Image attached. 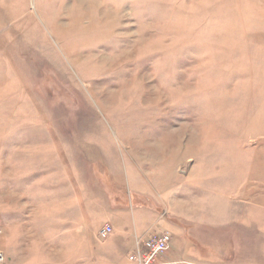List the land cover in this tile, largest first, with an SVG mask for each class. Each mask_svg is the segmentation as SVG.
Masks as SVG:
<instances>
[{
  "label": "rangeland",
  "instance_id": "obj_1",
  "mask_svg": "<svg viewBox=\"0 0 264 264\" xmlns=\"http://www.w3.org/2000/svg\"><path fill=\"white\" fill-rule=\"evenodd\" d=\"M160 231L167 264H264V0H0V264Z\"/></svg>",
  "mask_w": 264,
  "mask_h": 264
},
{
  "label": "built area",
  "instance_id": "obj_2",
  "mask_svg": "<svg viewBox=\"0 0 264 264\" xmlns=\"http://www.w3.org/2000/svg\"><path fill=\"white\" fill-rule=\"evenodd\" d=\"M113 234V226L106 223L99 230L101 238H107ZM173 236L169 232L151 235L147 238H138L136 249L129 256V260L135 264H167L159 262L160 256L166 253L172 245Z\"/></svg>",
  "mask_w": 264,
  "mask_h": 264
},
{
  "label": "crops",
  "instance_id": "obj_3",
  "mask_svg": "<svg viewBox=\"0 0 264 264\" xmlns=\"http://www.w3.org/2000/svg\"><path fill=\"white\" fill-rule=\"evenodd\" d=\"M191 189H194L192 192L190 191ZM199 190V186H189V188H188V186H187V188H186V190H183V191H180V192H178V193H181V194H186L187 192H191L189 195H188V197H184V198H180V197H176V198H174L172 201H175V202H172V204H175V205H178L176 208H177V211H178V213L177 214H180V213H182V214H186V215H184L185 217H189L190 216V218L192 217V218H194V217H196L197 216V214H196V206H197V204H196V202H199V196H201V195H199L198 193H197V191ZM209 191H211V190H209ZM195 195H194V194ZM207 199V198H206ZM171 203V202H170ZM183 207L185 208L183 211H182V209H183ZM206 212H208V213H210V214H212V216H213V213H211V212H209V211H206ZM154 217L153 216H149L147 219L148 220H150V225H153L154 226V228L152 227L151 229H156L157 228V225H158V220H156V219H153ZM213 219H217L215 216H213ZM157 224V225H156ZM142 226H139V228H141ZM165 227L167 228V225H165ZM170 229H173L172 227H170ZM141 232H143V230H137V229H135V231H134V233L133 234H138V233H141ZM160 232H162V231H160ZM159 232V233H160ZM140 238H144V237H140ZM178 239H179V236L177 237H174V252H179L181 249H180V246H179V244H180V241H178ZM136 238H135V240L133 241V244H134V247L136 246ZM135 251V250H134ZM133 251V252H134ZM129 252H131V251H129L128 250V253L125 255V260L127 259H129V256L133 253V252H131V253H129ZM170 255V254H169ZM115 256V255H114ZM128 256V257H127ZM163 256H164V254L162 255V256H160V258H159V262H161V263H167V262H165L164 261V259H163ZM117 258V257H116ZM118 260H119V258H117ZM170 259H167V261H169ZM162 261H164V262H162ZM179 262V261H178ZM133 264H135V263H133Z\"/></svg>",
  "mask_w": 264,
  "mask_h": 264
}]
</instances>
